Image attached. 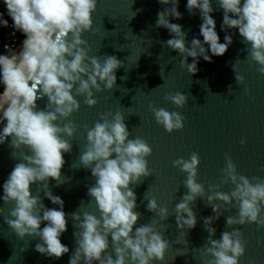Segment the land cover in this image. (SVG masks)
<instances>
[{
    "label": "clouds",
    "instance_id": "9594fccd",
    "mask_svg": "<svg viewBox=\"0 0 264 264\" xmlns=\"http://www.w3.org/2000/svg\"><path fill=\"white\" fill-rule=\"evenodd\" d=\"M158 2L171 7L158 12L155 27L167 29L173 36L164 44L183 57L180 66L188 73L198 72L201 57L212 62V56H223L233 43L229 34L225 35L224 43L220 42L211 15L214 11L212 0H187L188 13L195 15L199 10L202 20L199 34L203 41L194 37L190 47L186 46L187 33L182 26L169 20V17L182 18L178 11L179 0ZM3 4L13 28L26 37L19 51L5 45L7 54L0 55V84L4 86L0 94V123L6 120L0 132V144L10 136L14 149L11 155L22 161L15 164L3 183L2 200L12 206L3 219L21 240L38 238L40 242L36 243L35 251L59 259L69 252L60 239L67 231L69 214L64 211L61 197L52 193L49 183L50 180H55L57 185L63 183L64 154L71 153L78 130L70 119L81 107L76 97H84L88 107H95L98 101L94 93L114 90L116 71L123 62L114 55L104 56L103 60L89 55L83 34L94 29L93 16L98 0H3ZM217 4L223 11L222 30H239L242 42L248 46L244 49L247 58L264 76V0H217ZM2 17L0 13V24L7 27L8 21ZM189 57L192 63H188ZM237 69L234 63L235 80L243 85L245 77L238 74ZM45 97V108L38 110L37 101ZM164 99L183 108L188 96L178 91L166 93ZM149 111L169 134L185 127L186 118L178 111L156 107L154 103L149 104ZM124 120L120 111L109 112L100 114L93 127L85 125L87 145L80 155V165L89 169L95 179L94 184L87 186V195L90 201H95L100 216L88 212L71 213L77 246L69 264L82 261L83 264H152L165 260L169 242L161 232L151 223L133 231L140 213L135 211L137 196L130 185H138L153 175L148 163L153 149L140 137L129 139ZM240 144L245 145L246 140L241 139ZM172 163L187 177L184 186L188 191L175 206L178 227H196V214L191 205L198 198L206 197L214 213L203 218L204 228L209 233L204 255L212 257L207 264H240V258L246 254V242L243 232L234 226L255 224L258 231L264 229V178L253 176L250 179L240 174L231 156L226 154L221 184L231 182L233 188L223 192L219 184H212L209 185L211 194L207 195L204 185L197 182L201 163L198 153L193 152L189 159L181 157ZM33 185L40 186L59 210L44 206L39 195H32ZM234 202L237 215L226 217V228L233 230H225L220 239H213L215 229L211 224L230 211ZM146 207L162 221L169 217L168 209L160 207L155 198L148 200ZM3 211L0 207V216ZM109 236L112 252L108 251ZM257 243L264 244V239H258Z\"/></svg>",
    "mask_w": 264,
    "mask_h": 264
},
{
    "label": "water",
    "instance_id": "95a60500",
    "mask_svg": "<svg viewBox=\"0 0 264 264\" xmlns=\"http://www.w3.org/2000/svg\"><path fill=\"white\" fill-rule=\"evenodd\" d=\"M212 6L214 11L211 15L216 22L220 42L224 43L225 35L229 34L233 43L223 56H212L209 51L212 62L204 61L201 57L197 64L198 72L190 74L180 66L183 57L164 44L173 36L167 29L155 27L158 12L171 7L170 4L162 5L158 0H98L93 16L94 29L83 34V39L88 42L89 55L99 56L101 60L104 56L114 55L123 62V66L116 71L114 90L94 93L98 101L95 107H88L84 97H76L81 107L70 119L78 130L72 141L71 153L64 154L63 183L57 185L55 180L49 183L52 193L61 197L64 211L69 214L67 231L60 238L69 252L59 259L40 254L35 251L36 243L40 242L38 238L25 237L21 240L4 223L3 217L9 215L12 206L4 204L2 200L3 183L15 164L22 162L12 157L14 149L9 136L0 144V207L4 209L0 216V264H69L77 246L71 213L83 215L88 212L100 216L95 201H90L87 195V186L94 184L95 179L89 169L80 165V155L87 145L85 125L91 128L100 119V114H114L117 111L125 117L129 139L140 137L153 149L152 155L148 157L153 175L144 178L138 185H130L137 196L138 207L135 211L140 213L133 231L151 223L169 242L165 260H156L152 264H207L212 259L204 255L209 233L203 221L204 217L214 215L212 208L207 205L206 197L198 198L191 205L196 214V227H178L175 206L188 191L184 186L187 177L172 162L181 157L189 159L193 152L198 153L201 163L197 182L204 185L207 195L211 194L209 185L212 184H219V190L223 192H230L233 188L231 182L221 184L226 154L231 156L240 174L250 179L253 176L264 178V171H261L264 167V76L257 72L258 66L247 58L244 49L248 46L242 42L239 30H222L223 11L219 9L217 0H212ZM178 11L182 18L177 20L169 17V20L180 24L187 33L186 46L190 47L194 37L203 41L199 34L202 23L199 10H196L195 15H190L187 0H179ZM188 63H192L191 57ZM234 63L238 66V74L245 77L243 85L235 80L232 70ZM178 91L188 96L183 108H177L164 99L166 93ZM46 103V97L38 100V110H43ZM150 103L180 112L186 118L184 129L169 134L156 123L149 111ZM5 124L6 120L0 123V132ZM241 139L246 140L243 146L240 144ZM31 192L42 198L44 206L59 210V206L52 204L40 186L33 185ZM153 198L160 207L168 209L167 220L162 221L147 210L148 200ZM230 215H237L235 202L230 211L224 212L211 224L215 229L213 239H220L225 230H233L226 228V217ZM45 224L42 223L41 228ZM234 227L240 228L246 242V254L240 258V264H264V244L257 243L258 239H264V229L258 231L255 224ZM108 251H113L111 236Z\"/></svg>",
    "mask_w": 264,
    "mask_h": 264
},
{
    "label": "built area",
    "instance_id": "2783aa9c",
    "mask_svg": "<svg viewBox=\"0 0 264 264\" xmlns=\"http://www.w3.org/2000/svg\"><path fill=\"white\" fill-rule=\"evenodd\" d=\"M0 13H3L2 18L8 21L7 27L0 24V55L7 54L4 47L5 45H9L14 50L19 51L26 37L13 28V21L11 17L7 15V9L3 4V0H0ZM14 32L15 35H13Z\"/></svg>",
    "mask_w": 264,
    "mask_h": 264
},
{
    "label": "trees",
    "instance_id": "16d2710c",
    "mask_svg": "<svg viewBox=\"0 0 264 264\" xmlns=\"http://www.w3.org/2000/svg\"><path fill=\"white\" fill-rule=\"evenodd\" d=\"M3 90H4V86H3V84H0V94L3 93Z\"/></svg>",
    "mask_w": 264,
    "mask_h": 264
}]
</instances>
